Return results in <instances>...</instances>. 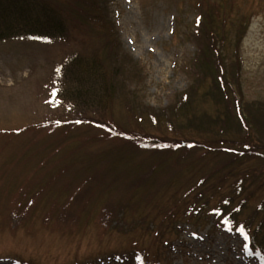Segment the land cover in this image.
Masks as SVG:
<instances>
[{
	"label": "rangeland",
	"instance_id": "1",
	"mask_svg": "<svg viewBox=\"0 0 264 264\" xmlns=\"http://www.w3.org/2000/svg\"><path fill=\"white\" fill-rule=\"evenodd\" d=\"M108 2L125 66L108 108L86 112L99 127L54 125L76 114L63 100L74 81L63 77L61 97L57 68L102 48L82 16L70 18L65 44L0 40V264H264L242 226L264 247V0ZM230 19L247 28L237 51L222 49L220 75L251 132L225 97L203 95L210 73L206 84L194 80L200 47ZM223 28L235 37L233 25ZM227 111L232 138L251 134L242 158L214 135L211 119ZM187 114L206 128L198 119L183 126ZM101 123L150 139L132 146Z\"/></svg>",
	"mask_w": 264,
	"mask_h": 264
},
{
	"label": "trees",
	"instance_id": "2",
	"mask_svg": "<svg viewBox=\"0 0 264 264\" xmlns=\"http://www.w3.org/2000/svg\"><path fill=\"white\" fill-rule=\"evenodd\" d=\"M109 6L108 0H65L64 2H59V4L58 2H52L49 0H0V40L27 36L38 39H51L54 41L60 40L61 43L65 44L69 41L70 31L73 32L74 29V27L72 30L69 29L70 18L75 20V17L80 19V16H82L83 18L80 20L89 26L93 31L95 38L99 40L100 44L102 43V48L100 49L99 45V51L94 52L91 56H87L81 51L73 53L64 64L57 68V86L61 97L63 93H61L59 87L63 84V77L65 78L67 74L68 77H72V80L75 83L67 85L64 90L66 95L64 93L63 100H70L73 102L70 108L72 111H75L76 114L73 118H70L67 121H56L54 124L55 127H60L64 124H70V126L94 124V126L99 127V125H95L96 123L93 121V117L88 116L86 112H89L88 110H98L99 113L101 110L104 111L105 108H108L107 105L111 98L115 97L116 87L118 86L115 78L120 73L124 74L123 66H125V62H123L124 57L119 53L120 48L117 41L118 37L115 32V24L110 16ZM229 25L230 27L233 25L237 32L233 39L232 37L228 38L229 36L227 37V35L224 34L226 30L223 27H229ZM221 26H218L217 24V28L214 31V33H216V38H210L212 47H200L197 56L193 60L194 66L198 71L195 73L194 80L197 81V85L199 86L206 84L205 79L208 78L207 73H210V78H213L212 83L208 85V88L204 91L203 95L205 97H220L222 99L225 97L229 101L228 103L232 104L231 107L233 112L230 110L231 113L233 114L237 112L240 118H244L243 120H240V123L242 122L241 124H243L244 127L246 126L245 128L248 127V131L251 132L252 124L249 119L245 117L246 114L244 110L243 113L245 116L243 115V117L240 111L238 112V110H240V108H238L240 101L237 102V97H234L233 92L230 91V88L226 85L227 82L223 73L220 75L221 70L224 71V63L221 59L222 49H225V44L229 42L230 47L235 46L237 51L246 32L247 24L240 19H234L232 22L230 19L225 21ZM101 52L104 57L100 56ZM68 68H71L69 74ZM125 80L126 78L124 77L122 83H125ZM104 106L106 107L102 108ZM232 114L227 111L223 114V119H221V117L218 120L211 119L212 124L215 127L214 135H218L219 137L223 134L225 138L220 137L218 140L216 139L218 142L222 141L223 143H227L226 146L221 147H226L225 149L227 153H233V157L242 158V156L246 154V148H244V146H248V143L251 140V134L249 138L247 137L246 140L243 139V141L232 138L233 134L231 129L235 127L231 122ZM188 115L189 114L184 117L186 120L182 124L183 126L189 128L190 120L192 119V121L195 122L198 119L196 122L198 128H200V126V129L206 128L205 126H202L203 123H207L205 119H201L199 122V119L203 117L198 118L197 115H193L190 118ZM250 116H253V114H250ZM102 124L103 123H101L100 128H104V131L106 130L112 134L113 137H120L121 135L120 138H126V141L130 144L132 140H135V142L133 141L134 143H132L134 145L131 144L132 146L137 147L140 141L148 142L150 139L147 135L138 134L139 136H137L136 134L127 133L123 130V132H120L114 124ZM240 129H243L242 126L238 130L240 131ZM229 135H231V138L227 137ZM242 136H244V134ZM210 138L213 139L212 137H207L204 141L207 146L213 148L216 143ZM228 141H231L232 143L238 141L240 144L232 145L229 144ZM198 144H200V142L197 143L195 140L190 144H187V146L190 148ZM178 145L180 146L179 143ZM161 146L162 144H160L159 147ZM199 146L204 147V145ZM221 147H219V149H222ZM231 164L232 167L233 165H237L238 160ZM217 170L221 169H218L217 167ZM245 176L246 175H244V177ZM240 181L241 180L238 181V185L241 183ZM239 188L240 186H238L237 189ZM228 202L231 203L229 200ZM198 208V213H205L202 204ZM177 215L178 214H175V216ZM179 216H181L180 213ZM223 219V223H228V225H230V227H228L229 229H234L235 222L232 221V216H224ZM242 226L245 228V233L248 232V228L246 229V226ZM254 240L255 237L252 236L251 245L254 249L256 248L263 253L264 247L260 245V247L257 246Z\"/></svg>",
	"mask_w": 264,
	"mask_h": 264
}]
</instances>
